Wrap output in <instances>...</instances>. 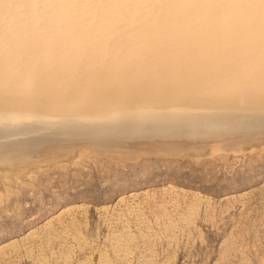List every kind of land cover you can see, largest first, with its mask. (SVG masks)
<instances>
[{"label":"clouds","instance_id":"1","mask_svg":"<svg viewBox=\"0 0 264 264\" xmlns=\"http://www.w3.org/2000/svg\"><path fill=\"white\" fill-rule=\"evenodd\" d=\"M0 125L33 150L264 135V0H0Z\"/></svg>","mask_w":264,"mask_h":264},{"label":"rangeland","instance_id":"2","mask_svg":"<svg viewBox=\"0 0 264 264\" xmlns=\"http://www.w3.org/2000/svg\"><path fill=\"white\" fill-rule=\"evenodd\" d=\"M259 136L5 162L0 264H264Z\"/></svg>","mask_w":264,"mask_h":264},{"label":"bare ground","instance_id":"3","mask_svg":"<svg viewBox=\"0 0 264 264\" xmlns=\"http://www.w3.org/2000/svg\"><path fill=\"white\" fill-rule=\"evenodd\" d=\"M30 131H31V128L28 126L19 127V128H7L3 125H0V145H3V146H0V165L2 164V166H4L3 164L5 162L10 163L12 165L13 162H17V161H21V160L24 161L28 157H31V155H34L32 153H35L37 156H39L40 159H43V161H46V160H50L49 158H52L50 156V154H53V156H59L62 154L64 155L67 153L69 154V152L71 150H73L77 147V146H72V145L48 144V145H45L43 147H40L39 149L33 150L30 146L39 143V141L37 139L31 138V137L25 138L27 136V133H29ZM16 136H18V137L21 136L23 138H17V140H12V141L8 140L10 137L13 138ZM254 137H256V139H257L258 137L262 138L263 136H259V135L253 136V137L248 138V139H251L250 141H252L253 139H255ZM245 140L247 142V139H244L243 141L245 142ZM26 146H28V147H26ZM79 146H83L85 148L87 147L89 150H93V151L98 150L99 152L105 151L107 153L108 152L109 153H122L125 151H133V152H138V153L155 151V152H161L162 153V152H167V151L176 152V151L187 150V149H193L194 150L196 148V147H187V146L180 147V148H174V147H169V146L158 144V143L140 144V146H139V144H135V145H130L127 147H120V148H100V147L87 146V145H79ZM136 147L137 148L139 147L140 149L138 148L139 150H137ZM77 149H78V147H77ZM222 150H223V148H222ZM219 151H221V150H219ZM77 157L78 156H76V158ZM35 158H38V157H35ZM27 160H29V159H27ZM31 160H33V159H31ZM36 161L37 160L35 159V162ZM10 164H9V166H11Z\"/></svg>","mask_w":264,"mask_h":264}]
</instances>
